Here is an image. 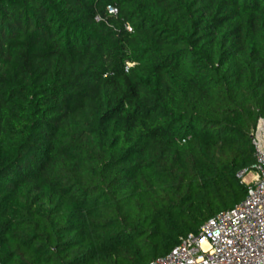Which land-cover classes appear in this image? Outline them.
Returning a JSON list of instances; mask_svg holds the SVG:
<instances>
[{
    "label": "trees",
    "instance_id": "1",
    "mask_svg": "<svg viewBox=\"0 0 264 264\" xmlns=\"http://www.w3.org/2000/svg\"><path fill=\"white\" fill-rule=\"evenodd\" d=\"M261 117L264 0H0V264L165 256L244 199Z\"/></svg>",
    "mask_w": 264,
    "mask_h": 264
},
{
    "label": "built area",
    "instance_id": "2",
    "mask_svg": "<svg viewBox=\"0 0 264 264\" xmlns=\"http://www.w3.org/2000/svg\"><path fill=\"white\" fill-rule=\"evenodd\" d=\"M110 14L117 13L112 4ZM255 162L239 177L248 185L242 201L211 217L197 233H189L168 254L148 264H264V118L252 132Z\"/></svg>",
    "mask_w": 264,
    "mask_h": 264
},
{
    "label": "rangeland",
    "instance_id": "3",
    "mask_svg": "<svg viewBox=\"0 0 264 264\" xmlns=\"http://www.w3.org/2000/svg\"><path fill=\"white\" fill-rule=\"evenodd\" d=\"M252 176H251V173H248L247 175H246V177H245V180L246 181H250V178H251Z\"/></svg>",
    "mask_w": 264,
    "mask_h": 264
}]
</instances>
